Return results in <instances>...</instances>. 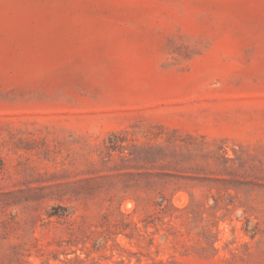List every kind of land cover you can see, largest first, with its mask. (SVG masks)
I'll return each mask as SVG.
<instances>
[{
    "label": "rangeland",
    "instance_id": "1",
    "mask_svg": "<svg viewBox=\"0 0 264 264\" xmlns=\"http://www.w3.org/2000/svg\"><path fill=\"white\" fill-rule=\"evenodd\" d=\"M0 264H264V0H0Z\"/></svg>",
    "mask_w": 264,
    "mask_h": 264
}]
</instances>
